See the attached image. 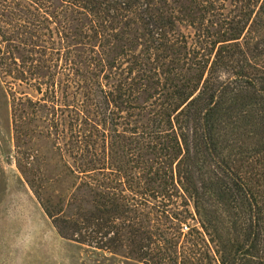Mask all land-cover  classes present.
Masks as SVG:
<instances>
[{
	"label": "trees",
	"instance_id": "trees-1",
	"mask_svg": "<svg viewBox=\"0 0 264 264\" xmlns=\"http://www.w3.org/2000/svg\"><path fill=\"white\" fill-rule=\"evenodd\" d=\"M0 75L16 141L68 137L76 199L37 197L60 238L264 264V0H0Z\"/></svg>",
	"mask_w": 264,
	"mask_h": 264
},
{
	"label": "rangeland",
	"instance_id": "rangeland-1",
	"mask_svg": "<svg viewBox=\"0 0 264 264\" xmlns=\"http://www.w3.org/2000/svg\"><path fill=\"white\" fill-rule=\"evenodd\" d=\"M46 1L57 10L59 0ZM6 85L18 92L16 83L0 75V264H142L57 235L37 197L52 214L57 205L76 199L81 180L66 169L74 164L68 137L57 145L42 138L41 128L31 127L16 141ZM20 90L33 100L37 97L27 86Z\"/></svg>",
	"mask_w": 264,
	"mask_h": 264
}]
</instances>
